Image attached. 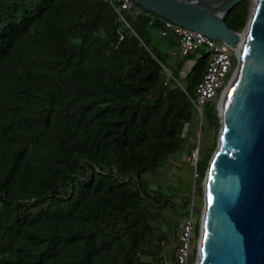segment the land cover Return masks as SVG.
<instances>
[{"label": "trees", "instance_id": "trees-1", "mask_svg": "<svg viewBox=\"0 0 264 264\" xmlns=\"http://www.w3.org/2000/svg\"><path fill=\"white\" fill-rule=\"evenodd\" d=\"M132 2L125 24L109 0H0V264H177L163 210L180 218L191 192L182 182L175 211L180 177L156 174L193 144V128L179 131L207 53H178L165 16ZM247 4L234 1L226 25Z\"/></svg>", "mask_w": 264, "mask_h": 264}, {"label": "water", "instance_id": "water-1", "mask_svg": "<svg viewBox=\"0 0 264 264\" xmlns=\"http://www.w3.org/2000/svg\"><path fill=\"white\" fill-rule=\"evenodd\" d=\"M133 1L221 39L233 51L200 179L193 264H264V0H249L239 28L222 17L236 0Z\"/></svg>", "mask_w": 264, "mask_h": 264}, {"label": "built area", "instance_id": "built-area-1", "mask_svg": "<svg viewBox=\"0 0 264 264\" xmlns=\"http://www.w3.org/2000/svg\"><path fill=\"white\" fill-rule=\"evenodd\" d=\"M109 1H111L115 9L117 17H120L126 24L128 23L122 16L120 9L131 8L132 13L141 10L138 4H133L132 0H117L116 3L112 0ZM162 22L164 26L171 27L176 32V47L178 53L182 54L188 50L195 49L198 45L201 46L202 51H206L207 53V61L204 70L195 83L191 95H189L194 107L193 113L195 120L199 122L202 114V104L214 96L233 69L234 58L231 57L233 51L223 40L209 36L199 29L175 22L167 17H164ZM157 32L163 33V29L158 28ZM162 67L165 68V66ZM188 125L189 122L184 120L179 131L180 135L183 136L185 134ZM192 228L193 223L190 219H185L180 224L177 244L174 248V257L177 264L186 263L189 237Z\"/></svg>", "mask_w": 264, "mask_h": 264}, {"label": "rangeland", "instance_id": "rangeland-1", "mask_svg": "<svg viewBox=\"0 0 264 264\" xmlns=\"http://www.w3.org/2000/svg\"><path fill=\"white\" fill-rule=\"evenodd\" d=\"M248 2H249V0H248ZM173 58H174V53L170 50L167 54V57H166V62L169 64L168 67L166 66V68H164L166 72H168V68L170 70L172 69L171 63L173 61ZM188 60L185 59V62L179 67V71L181 73H183L186 70V64H187ZM234 64H235V59H234ZM221 86L218 88V90L216 91L214 96L211 98L212 99V106L214 108L215 114H216V101H217ZM209 101H210V99L205 101L202 104V114L200 117V121L197 122V120H195V116L193 113V120H192V122H189V129L192 130V128H193V130H192L193 144L188 148V147H186V142H184L185 148H180L175 154L171 155V157L173 158V163H170V165H168L165 168H160L161 171L158 174H156L157 178H160L166 182H171L173 184L175 183V181H178V178L180 177V185H181L180 188L181 189L180 190L174 189L172 191V193H173L172 198L176 202L175 211L178 212L181 209V205H179V201H180L181 194L184 191H186V189H184V185H185V187H188L189 191L191 192L190 193L191 199L186 204H184V206H183V208L187 209V212L180 215V218H179L178 214H176V213L170 214V212H173L171 208H169V209L165 208L163 210L164 215L162 217V220H163L162 227H163V229L167 230L170 233L169 239L165 242V246H168L171 249L172 253H174V248H175V245L177 244L178 233L180 231L181 222L185 219L186 220L190 219L193 224H194V222L196 223L197 228H198V224H199L198 222H199V215H200V211H201L202 196H201V185H198V184H195L194 182H192V180L194 179V177L196 175L195 174L196 171L194 168V161H195L196 157L200 158L201 155L205 153V146L208 143V141L211 140V138H213V140L215 141L216 129L218 127V117H217V124L214 127L213 132L211 134V125H210V121H209L210 117H209V113H208V109H207L208 104L210 103ZM216 116H217V114H216ZM197 130H198V132H197ZM211 149L208 151V153L206 155V161H207V158L211 152ZM187 150H188V152H187ZM178 162L181 164L179 166L180 168L176 164ZM203 170H204V168H203ZM202 174H203V171H202ZM202 174H201V176H202ZM200 179H201V177H200ZM200 179H199V182H200ZM182 182L184 185L182 184ZM173 222L177 223V225H175L173 231L171 232V225ZM197 228H196V232H193V228H192V232H191V235L189 237V248L187 251V259H186L185 264H193V262L196 258ZM165 254H166L165 259H168L167 252H165Z\"/></svg>", "mask_w": 264, "mask_h": 264}, {"label": "bare ground", "instance_id": "bare-ground-1", "mask_svg": "<svg viewBox=\"0 0 264 264\" xmlns=\"http://www.w3.org/2000/svg\"><path fill=\"white\" fill-rule=\"evenodd\" d=\"M236 51L238 52V50L236 49ZM224 86H225V81H224V83L222 84V86H221V88H220V91H219V94H218V96H220V93L223 91V89H224Z\"/></svg>", "mask_w": 264, "mask_h": 264}, {"label": "crops", "instance_id": "crops-1", "mask_svg": "<svg viewBox=\"0 0 264 264\" xmlns=\"http://www.w3.org/2000/svg\"><path fill=\"white\" fill-rule=\"evenodd\" d=\"M188 65H189V63L186 64V68H187Z\"/></svg>", "mask_w": 264, "mask_h": 264}, {"label": "clouds", "instance_id": "clouds-1", "mask_svg": "<svg viewBox=\"0 0 264 264\" xmlns=\"http://www.w3.org/2000/svg\"><path fill=\"white\" fill-rule=\"evenodd\" d=\"M119 18V17H118ZM125 23V22H124ZM126 24V23H125ZM187 69V68H186ZM198 128V127H197Z\"/></svg>", "mask_w": 264, "mask_h": 264}]
</instances>
